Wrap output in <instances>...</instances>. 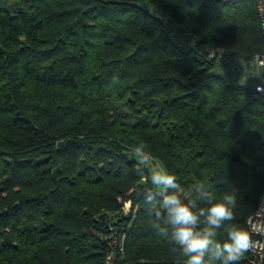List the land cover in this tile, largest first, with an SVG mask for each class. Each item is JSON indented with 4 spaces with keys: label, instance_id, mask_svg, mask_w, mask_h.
<instances>
[{
    "label": "trees",
    "instance_id": "obj_1",
    "mask_svg": "<svg viewBox=\"0 0 264 264\" xmlns=\"http://www.w3.org/2000/svg\"><path fill=\"white\" fill-rule=\"evenodd\" d=\"M263 55L257 0H0V264H184L141 145L194 210L197 180L235 192L224 229L247 227L264 97L234 68Z\"/></svg>",
    "mask_w": 264,
    "mask_h": 264
},
{
    "label": "clouds",
    "instance_id": "obj_2",
    "mask_svg": "<svg viewBox=\"0 0 264 264\" xmlns=\"http://www.w3.org/2000/svg\"><path fill=\"white\" fill-rule=\"evenodd\" d=\"M135 154L138 157L135 165L138 171L148 173L151 184L162 189L163 198L159 203V210L155 212V226L163 237H168V228L160 227L159 221L163 220L166 225L171 226V239L180 247L182 255L186 258L184 264H238L246 253L256 247L251 233L264 232V222L250 216L246 221L247 227L232 224L224 229L225 222L235 219V192L225 193L217 199L212 185L197 180L191 190L197 201H204L209 207L194 210L195 201L184 199L180 191L182 186L175 175L164 167H157L155 171L143 167L147 162L143 145L135 149ZM169 189L173 190L170 194ZM153 200L154 197L149 195L146 204H151ZM260 205L257 216L264 214V197L261 198ZM201 217H204L206 223L203 228L199 227ZM221 229L227 233V239L223 242L217 239V232Z\"/></svg>",
    "mask_w": 264,
    "mask_h": 264
},
{
    "label": "built area",
    "instance_id": "obj_3",
    "mask_svg": "<svg viewBox=\"0 0 264 264\" xmlns=\"http://www.w3.org/2000/svg\"><path fill=\"white\" fill-rule=\"evenodd\" d=\"M224 1L229 2L230 0H224ZM235 1L237 2L240 0H235ZM257 8H258V14L260 18L261 28L264 34V0H257ZM215 53L216 52H211L212 57L215 56ZM259 70L264 71V55L258 56L254 59L245 60L237 68H234V72H236L235 75H237L241 81L248 80L250 83L252 82L255 83V87H256L258 94L264 97V79L260 80L257 76L253 75L255 72ZM228 71L229 70L225 68V70H223L222 72L228 73ZM241 73H244V75L246 73V75H249V76L248 77L244 76ZM260 208H261V205L259 204L253 217L257 221L264 222V214L260 216L256 215ZM251 238H252L253 243L256 245V247L253 250L248 252L249 258L247 260V263L248 264H264V232L251 233Z\"/></svg>",
    "mask_w": 264,
    "mask_h": 264
},
{
    "label": "rangeland",
    "instance_id": "obj_4",
    "mask_svg": "<svg viewBox=\"0 0 264 264\" xmlns=\"http://www.w3.org/2000/svg\"><path fill=\"white\" fill-rule=\"evenodd\" d=\"M229 2H236L235 0H230ZM175 33L177 34V32L175 31ZM220 62V61H219ZM221 64H223L222 62H220ZM223 67V66H222ZM223 68H225V67H223ZM155 168H154V170H156L157 169V167L158 166H154ZM124 212L125 213H129V214H131V206H128V207H126V208H124ZM115 229V227H112V229L111 230H114ZM112 233V236L111 237H113V234H115V232H111ZM116 239L117 238H115V241H116ZM120 239V238H119ZM119 250H121V252H122V248H121V246H120V248H119Z\"/></svg>",
    "mask_w": 264,
    "mask_h": 264
}]
</instances>
